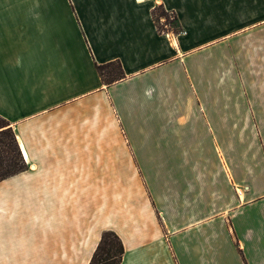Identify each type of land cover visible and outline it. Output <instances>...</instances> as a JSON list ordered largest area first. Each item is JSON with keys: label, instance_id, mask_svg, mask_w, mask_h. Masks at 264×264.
I'll use <instances>...</instances> for the list:
<instances>
[{"label": "crops", "instance_id": "obj_1", "mask_svg": "<svg viewBox=\"0 0 264 264\" xmlns=\"http://www.w3.org/2000/svg\"><path fill=\"white\" fill-rule=\"evenodd\" d=\"M0 116V264H264V0H0Z\"/></svg>", "mask_w": 264, "mask_h": 264}, {"label": "trees", "instance_id": "obj_2", "mask_svg": "<svg viewBox=\"0 0 264 264\" xmlns=\"http://www.w3.org/2000/svg\"><path fill=\"white\" fill-rule=\"evenodd\" d=\"M159 7L164 10L162 6ZM172 14L178 26L173 32L178 33L181 28L176 15ZM154 20L156 22L155 18ZM157 28L160 31L164 30L158 25ZM95 68L104 84H111L124 77L122 66L118 60H110L99 64L95 63ZM27 168L28 166L23 159L9 122L0 116V180L24 171ZM123 253L124 246L118 234L110 229L103 230L88 264H118L122 260Z\"/></svg>", "mask_w": 264, "mask_h": 264}, {"label": "rangeland", "instance_id": "obj_3", "mask_svg": "<svg viewBox=\"0 0 264 264\" xmlns=\"http://www.w3.org/2000/svg\"><path fill=\"white\" fill-rule=\"evenodd\" d=\"M154 18L156 19V23L160 28H163L164 30H176L178 28L176 20L173 18V14L170 12H167L165 10H163L161 7L156 6L154 8ZM119 168H124L122 166H120ZM147 169H151V171L153 170V175H157L159 170H158V166L156 167H145ZM168 170L172 173V169L174 167H167Z\"/></svg>", "mask_w": 264, "mask_h": 264}]
</instances>
